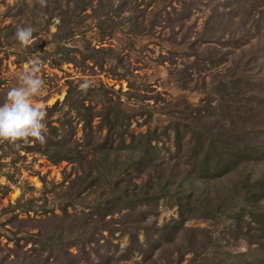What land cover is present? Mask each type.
I'll use <instances>...</instances> for the list:
<instances>
[{"label":"rangeland","instance_id":"rangeland-1","mask_svg":"<svg viewBox=\"0 0 264 264\" xmlns=\"http://www.w3.org/2000/svg\"><path fill=\"white\" fill-rule=\"evenodd\" d=\"M34 59L0 264H264V0H0V103Z\"/></svg>","mask_w":264,"mask_h":264},{"label":"clouds","instance_id":"clouds-1","mask_svg":"<svg viewBox=\"0 0 264 264\" xmlns=\"http://www.w3.org/2000/svg\"><path fill=\"white\" fill-rule=\"evenodd\" d=\"M16 39L28 43L32 37L30 26L17 27ZM31 67L22 75L19 86L8 90L6 100L0 103V139L16 141L18 139L34 138L45 141V110L32 102L33 97L43 89V80L36 75L39 67L38 60L30 61ZM87 87V82L80 85Z\"/></svg>","mask_w":264,"mask_h":264}]
</instances>
